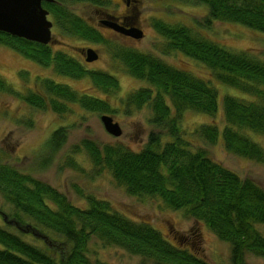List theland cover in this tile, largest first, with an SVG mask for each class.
<instances>
[{"label": "trees", "instance_id": "trees-1", "mask_svg": "<svg viewBox=\"0 0 264 264\" xmlns=\"http://www.w3.org/2000/svg\"><path fill=\"white\" fill-rule=\"evenodd\" d=\"M188 6H206L204 24H241L264 36V0H171ZM102 0H56L43 3L62 37L92 44L107 43L96 29L77 16L71 6ZM154 29L165 39L166 50L180 52L206 67L219 84L250 98L224 95V125L202 124L193 136L214 144L220 136L227 151L264 165V58L233 51L199 37L185 26L162 21ZM58 41V40H57ZM56 46H66L59 41ZM0 45L9 47L40 67L61 77L89 80L106 95L119 90L115 77L85 69L76 54L0 32ZM114 58L146 87L131 94L127 107L147 106L158 129L151 132L140 151L119 144L98 146L84 140L72 154L83 149L94 168L106 171L129 196L159 199L172 211L203 224L231 248L232 264H245L247 255L264 258V189L249 178L214 161L208 153L187 141L181 127L185 112L212 118L219 111V93L208 81L172 67L151 54L115 47ZM21 77L27 74L21 72ZM53 79H37V89L24 94L0 75V93L16 96L37 110L50 108L58 115L78 104L88 112L113 113L100 98L79 94L70 85ZM32 121L26 126L31 128ZM42 152L45 168L67 141L64 127L54 129ZM246 131L247 134L244 132ZM244 132V134H243ZM67 165L77 168L69 158ZM84 208L73 205L65 194L32 174H25L0 159V199L9 206L0 212V264H107L88 256V244L96 238L104 246L125 250L152 264H209L190 251L169 242L146 222L133 221L105 200L84 195ZM4 217L6 219H4ZM8 219V220H7ZM9 219H11L9 221ZM29 231V232H28Z\"/></svg>", "mask_w": 264, "mask_h": 264}, {"label": "rangeland", "instance_id": "rangeland-1", "mask_svg": "<svg viewBox=\"0 0 264 264\" xmlns=\"http://www.w3.org/2000/svg\"><path fill=\"white\" fill-rule=\"evenodd\" d=\"M71 10L87 21L95 16L94 9L87 3L72 5ZM206 11V6H188L171 0H139L138 24L143 30V39L132 45L106 33V42L132 45L134 48L132 50L136 52L151 54L172 67L212 84L219 93V111L214 118L195 112H185L180 120L183 131L187 132L185 138L198 148L202 147L214 161L235 171L242 179L253 180L264 189V165L227 151L221 136L214 144H206L193 136L194 129L202 124L216 123L222 130L224 125L222 97L224 95L250 97L234 88L221 86L206 67L182 53L167 51L165 39L153 26L156 20L185 26L195 35L230 50L245 51L264 58L262 34L241 24L213 22L206 25L203 22ZM52 33H54L52 50L67 51L66 53H71V56L76 54L80 62L82 61L78 57L79 53L76 52L77 48L99 49L100 61L88 67L83 61V65L87 70H95L115 77L120 85L119 90L106 95L87 79L66 80L65 77L56 75L51 68L40 67L15 50L2 45H0V75L17 91L24 94L37 89V79L47 78L68 84L81 95L103 99L113 112L107 115L119 123L122 135L118 138L110 135L100 120L102 114L88 112L78 104L70 105L69 112L62 116L50 108L37 110L16 96L0 93V159L21 172L32 174L53 186L65 194L77 207L84 208L86 201L76 192L74 186H77L84 195H92L97 199L110 202L116 210L133 221L149 223L169 242L190 251L209 264H232L230 246L218 239L203 224L184 217L180 211L167 209L159 199L129 196L116 184L108 172L94 168L83 149L77 154H72L74 147L80 148L84 140L92 141L98 146L119 144L132 151H140L146 144L149 134L161 129L151 124L153 112L147 106L138 110L135 107H127L125 104L131 94L146 87V84L132 77L121 62L114 58V52L110 55L102 49L103 46L100 44L85 43L70 36L62 37L56 26L53 27ZM57 40L63 41L66 46L57 47L55 44ZM105 44L107 49L108 42ZM21 72L27 74L25 79L21 77ZM27 121L33 122L31 128L26 126ZM57 127L66 128L67 141L52 158L50 165L41 168L38 165L43 162L42 152L45 142ZM244 132L247 134L246 131ZM253 139L264 147L263 137L253 136ZM69 158H72L77 168L67 165ZM0 212L6 216L7 213H11L9 206L1 199ZM87 250L89 258L98 259L107 264H152L143 263L142 258L130 255L123 249L104 246L96 238L90 240ZM245 264H264V258L247 255Z\"/></svg>", "mask_w": 264, "mask_h": 264}, {"label": "water", "instance_id": "water-1", "mask_svg": "<svg viewBox=\"0 0 264 264\" xmlns=\"http://www.w3.org/2000/svg\"><path fill=\"white\" fill-rule=\"evenodd\" d=\"M43 2L53 0H0V32L43 45L51 43L53 23L48 18L49 12L43 8ZM131 35L138 40L143 37L141 30L132 31ZM97 59L94 50H87V62ZM101 122L110 135L121 137L122 129L111 116L102 115Z\"/></svg>", "mask_w": 264, "mask_h": 264}, {"label": "flooded vegetation", "instance_id": "flooded-vegetation-1", "mask_svg": "<svg viewBox=\"0 0 264 264\" xmlns=\"http://www.w3.org/2000/svg\"><path fill=\"white\" fill-rule=\"evenodd\" d=\"M104 4L102 6H92L95 11V16L90 21L83 19L87 22L91 27L97 30V32L102 36V38L106 41V33L111 34L118 39H121L129 44H136L138 41L142 39H136L131 35L132 31L142 30V28L138 24V12H139V0H102ZM52 3H56V0H53ZM55 27V25H54ZM59 32V31H58ZM54 35V34H53ZM144 37V33H143ZM108 45L106 49L105 43H100L102 45V49L110 55L113 54L115 47L119 46L125 49H134L132 45H121L118 42L113 43L112 41H107ZM60 43L56 41L55 44ZM54 42L50 45H53ZM90 47H79L76 49V52L79 53L78 57L81 59L83 64L88 66H92L100 61V50L97 48H93L96 54L98 55V59L95 62L89 63L86 61L87 59V50ZM92 49V48H91ZM95 71V70H94Z\"/></svg>", "mask_w": 264, "mask_h": 264}]
</instances>
